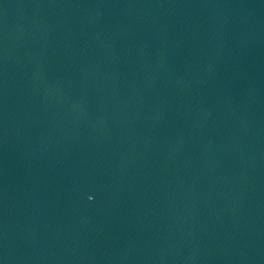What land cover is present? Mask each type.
<instances>
[{
  "label": "water",
  "instance_id": "1",
  "mask_svg": "<svg viewBox=\"0 0 264 264\" xmlns=\"http://www.w3.org/2000/svg\"><path fill=\"white\" fill-rule=\"evenodd\" d=\"M0 182L97 264H264V0H0Z\"/></svg>",
  "mask_w": 264,
  "mask_h": 264
}]
</instances>
